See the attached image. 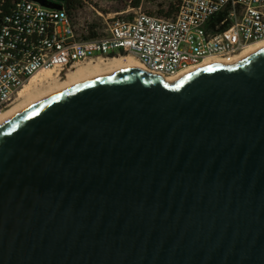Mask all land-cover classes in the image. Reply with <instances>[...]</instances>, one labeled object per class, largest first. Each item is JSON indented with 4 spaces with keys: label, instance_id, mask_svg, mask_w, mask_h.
Segmentation results:
<instances>
[{
    "label": "water",
    "instance_id": "obj_1",
    "mask_svg": "<svg viewBox=\"0 0 264 264\" xmlns=\"http://www.w3.org/2000/svg\"><path fill=\"white\" fill-rule=\"evenodd\" d=\"M0 264H264V48L174 83L91 76L1 122Z\"/></svg>",
    "mask_w": 264,
    "mask_h": 264
},
{
    "label": "built area",
    "instance_id": "obj_2",
    "mask_svg": "<svg viewBox=\"0 0 264 264\" xmlns=\"http://www.w3.org/2000/svg\"><path fill=\"white\" fill-rule=\"evenodd\" d=\"M263 40L264 0H179L172 16L135 12L91 38L78 31L65 1L59 10L16 0L0 23V116L39 71L66 73L81 62L128 53L170 77Z\"/></svg>",
    "mask_w": 264,
    "mask_h": 264
},
{
    "label": "rangeland",
    "instance_id": "obj_3",
    "mask_svg": "<svg viewBox=\"0 0 264 264\" xmlns=\"http://www.w3.org/2000/svg\"><path fill=\"white\" fill-rule=\"evenodd\" d=\"M137 2H139V6L136 7ZM178 3L179 0H89L85 1L80 7L73 9L71 12L75 18L78 31L83 36H85L90 32L89 26L91 24H95L94 28L97 33L104 34L109 26V23L114 18H125L128 16V14H133L139 11L158 15H166L170 10H175ZM120 55L124 56L129 54L126 53ZM96 61L97 60L81 62L68 72L72 71L73 69L89 66L92 62V64L96 63ZM106 66L104 65L103 69L105 68L107 70L108 66ZM66 73L59 74L54 70L52 76L45 80L46 82L42 80L41 82L37 83L36 86H34L35 88L33 87V94H36L37 96L48 94V92L55 89L57 86L54 84L62 82L65 79ZM24 100L25 99L23 98H17L11 106L26 103Z\"/></svg>",
    "mask_w": 264,
    "mask_h": 264
},
{
    "label": "bare ground",
    "instance_id": "obj_4",
    "mask_svg": "<svg viewBox=\"0 0 264 264\" xmlns=\"http://www.w3.org/2000/svg\"><path fill=\"white\" fill-rule=\"evenodd\" d=\"M264 48V40L263 41H258L255 43H252L249 45V47L241 52L240 54L234 55V56H228L225 58H208L206 59L203 63H201L199 66L190 68L188 70H185L175 76H170V77H163L165 81L169 83H174L176 80L179 78L195 71L200 68H204L207 66H211L214 64H223V65H233L239 62L240 60L244 59L245 57L253 54L257 50H261ZM96 63L90 64L89 66L85 67H80L77 69H73L72 71L68 72L65 74V79L62 82H59L57 84H54L55 89L51 90L48 92V94H44L41 96H37L36 94H33V87L36 86L37 83L41 82L42 80L45 81L47 78H50L54 72V70H45V71H39L37 74H35L28 83L25 84L23 89L20 91L18 95V99H25L24 101L26 103H21L19 105H13L11 106L3 115L0 116V123L7 120L10 118L12 115H14L21 107L30 104L36 100H39L61 88H64L68 85H71L75 82H78L82 79L95 76V75H100V74H105L114 70H118L124 67H130V66H135L142 68L150 73L149 71L137 58H135L133 55H120V56H114V57H108L104 59H96ZM108 66V69L106 70L105 68L103 69V66ZM106 66V67H107ZM56 72V71H55ZM154 74V73H153ZM52 79V78H51ZM54 79V78H53ZM46 82V81H45ZM35 88V87H34ZM20 103V102H19Z\"/></svg>",
    "mask_w": 264,
    "mask_h": 264
},
{
    "label": "trees",
    "instance_id": "obj_5",
    "mask_svg": "<svg viewBox=\"0 0 264 264\" xmlns=\"http://www.w3.org/2000/svg\"><path fill=\"white\" fill-rule=\"evenodd\" d=\"M16 0H0V23L3 22V18L8 16L14 6V2ZM85 1L89 0H65V4L68 6V9L72 11L73 9L80 7ZM139 6V2L136 3V7ZM177 11V8L175 10H170L167 12L165 16H172ZM72 13V12H71ZM95 24H91L89 26L90 32L85 35L86 38L95 37L98 33L95 31ZM124 54V53H122ZM111 56H115V54H111Z\"/></svg>",
    "mask_w": 264,
    "mask_h": 264
}]
</instances>
